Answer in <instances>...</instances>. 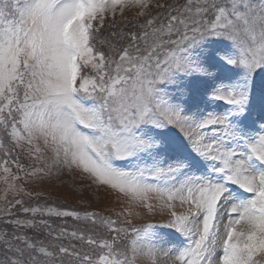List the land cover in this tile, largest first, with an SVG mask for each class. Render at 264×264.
<instances>
[{"label":"snow or ice","instance_id":"1","mask_svg":"<svg viewBox=\"0 0 264 264\" xmlns=\"http://www.w3.org/2000/svg\"><path fill=\"white\" fill-rule=\"evenodd\" d=\"M129 5L136 30L103 36ZM13 150L40 162L27 178L115 192L125 219L24 206L40 193ZM0 152V264H264V0H0ZM45 216L106 234L45 244Z\"/></svg>","mask_w":264,"mask_h":264},{"label":"rangeland","instance_id":"2","mask_svg":"<svg viewBox=\"0 0 264 264\" xmlns=\"http://www.w3.org/2000/svg\"><path fill=\"white\" fill-rule=\"evenodd\" d=\"M155 3V0H153ZM140 11L135 6L129 5L123 11V15L120 14V9L117 8V14L115 20L111 16H108L105 21L104 29L102 30L103 36H108L112 31H123L128 32L132 30L133 24L138 20H143L145 17H139L137 13ZM150 11L154 12L155 9H151ZM115 24L114 27L111 25ZM127 25V26H125ZM7 144V141H5ZM19 157V163L25 166L24 171H19L16 169L14 164L10 163L13 172H17L21 176V180L17 181V185H22L26 191H32L33 193H40L39 196L35 194L31 197L29 196H22V199L26 201L24 206H37V205H45V206H53L56 208H60L62 210H69V211H92L98 212L102 215H109L113 219H117L118 222H122L125 219V216L119 215L122 211L125 210V203L122 201L120 197L115 192H111L105 188H98L96 185L92 184L91 180L86 176H83L79 173L75 172H68V170H64V172L57 177L55 173L51 177H46L43 180H39L36 178H27L25 176V172L30 171L33 167H39L40 162L30 159L27 155L23 152H19L18 150H13L11 159ZM4 158L3 153L0 152V159ZM6 185L0 180V208L4 207V200L2 199L4 195V189ZM14 197L11 193L8 195L9 200H13ZM17 216L20 218H30V214H25L21 211V206L17 205L15 208L11 209ZM158 216L157 221H161L166 219L167 217H162L159 214H156L155 217ZM152 216L147 217H130L132 219V223L138 222H145L151 220ZM154 217V218H155ZM12 217H3V214L0 213V223H4L5 219H11ZM44 219H48L50 223L53 224L57 223L60 224L56 227H52V236H48L47 229L39 230L37 233L35 230H29V235H43L45 237L51 238L54 241H62V240H70L71 236H64L61 237L59 240L54 239V236L58 233L61 229L60 227L65 226L67 224H71L72 229H81L80 225L74 222V217H43ZM64 218H72L74 219L73 222L71 220H60ZM59 219L57 222L56 220ZM4 224H0V229ZM117 226H120L119 224ZM60 228V229H59ZM11 231V230H9ZM74 231V230H72ZM72 231L67 229L68 233ZM170 231V230H168ZM45 243V241H44Z\"/></svg>","mask_w":264,"mask_h":264},{"label":"trees","instance_id":"3","mask_svg":"<svg viewBox=\"0 0 264 264\" xmlns=\"http://www.w3.org/2000/svg\"><path fill=\"white\" fill-rule=\"evenodd\" d=\"M180 2L182 3L183 0H180ZM135 30H136V29L133 28L131 31H135ZM0 224H4V223H0ZM2 228H4V229H8V230H11V226H9V225H7V224H6V225H3ZM37 239L43 240V241H45L47 244H54V241H51V240H49L48 238L45 239V237H44L43 235H37Z\"/></svg>","mask_w":264,"mask_h":264}]
</instances>
